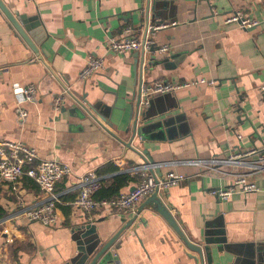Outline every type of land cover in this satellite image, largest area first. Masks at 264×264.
Returning <instances> with one entry per match:
<instances>
[{"label": "crops", "instance_id": "1", "mask_svg": "<svg viewBox=\"0 0 264 264\" xmlns=\"http://www.w3.org/2000/svg\"><path fill=\"white\" fill-rule=\"evenodd\" d=\"M1 1L39 25L33 35L27 32L29 46L0 12V139L24 142L39 158L71 171L55 184V226L22 215L44 199L34 180L23 176L16 189L0 181V264H68L77 241L86 246L95 236L101 244L112 242L107 264H264V172L254 177L257 190L222 200L209 189L230 182L222 172L241 169L220 163L222 172L207 173L190 164L234 155L264 137V0ZM235 10L258 24L224 23ZM163 21L175 24L147 31ZM126 25L141 38L152 37V49L113 52L109 40L121 37ZM163 44L165 53L158 51ZM90 58H100L103 67L81 80ZM195 76L214 84L156 95L137 108L141 82ZM31 83L35 98L22 104L27 115L21 117L16 91ZM61 93L65 100L54 111ZM135 123L142 138L134 134ZM139 166L157 177L174 170L184 178L156 194L157 202L152 194L142 198L132 216L105 212L90 223L71 204L86 172L101 177L104 188L112 185L108 192L113 177L127 175L119 194L141 179ZM85 224L93 230L78 238ZM186 241L207 245L209 254Z\"/></svg>", "mask_w": 264, "mask_h": 264}, {"label": "built area", "instance_id": "2", "mask_svg": "<svg viewBox=\"0 0 264 264\" xmlns=\"http://www.w3.org/2000/svg\"><path fill=\"white\" fill-rule=\"evenodd\" d=\"M226 24L236 23L241 28H250L258 24L254 18L244 15L240 10H235L223 18ZM175 22H158L149 26L150 33L161 28L173 26ZM132 26L122 28L121 37H112L109 40L110 49L116 54H124L130 51L146 52L155 45L152 37L145 34L143 38L135 35ZM169 50L166 44L160 45L158 51L165 53ZM103 61L100 58H90L79 72V79L84 80L96 71L101 70ZM200 84L213 85V80L203 77H193L177 83L165 79H156L150 83L141 82L139 85V108L148 106L150 100L156 95L172 94L179 89L198 86ZM35 84H27L16 91L17 113L24 117L27 111L22 104L35 98ZM65 94L61 93L53 99V110L58 111L65 100ZM77 101L80 98L74 97ZM261 100L264 104V86L261 88ZM239 137V136H238ZM230 164L241 170L234 172H222L217 169L218 164ZM190 164L199 167L207 173L222 172L231 175L230 182L224 187L211 188L209 194L222 200H228L236 194H246L258 189L254 177L264 172V137L258 146H251L238 153L219 159L216 157L208 160H194ZM140 171L141 179L126 193H119L112 198H96L95 193L101 188V177L93 171H88L78 179V192L72 200V205L83 212L88 220L93 221L97 214L105 212H119L132 216L136 213L140 200L149 194H160L170 186L178 184L184 175L174 170L166 172L164 177H157L154 173L147 172L145 166L136 168ZM71 168L54 159H41L36 149L21 141L0 139V181L11 184L13 189L23 176H28L38 185L44 199L36 206L23 209L22 215L29 221L38 222L46 226L57 224L56 207L60 201L55 191V184L68 175Z\"/></svg>", "mask_w": 264, "mask_h": 264}, {"label": "water", "instance_id": "3", "mask_svg": "<svg viewBox=\"0 0 264 264\" xmlns=\"http://www.w3.org/2000/svg\"><path fill=\"white\" fill-rule=\"evenodd\" d=\"M0 12L5 16V18L8 20L9 25L17 32L19 36H21L29 46L30 43L27 38V34L33 35L38 29L39 22L37 18L33 19L32 22L27 21L25 18V15L16 13L15 15L11 13L2 3L0 0ZM28 32V33H27ZM153 47V46H152ZM152 47L150 49H152ZM140 99V98H139ZM139 99L137 108H139ZM82 100V98H80ZM77 102V100H75ZM151 101V100H150ZM150 103V102H149ZM138 113V112H137ZM137 123V122H136ZM135 123V129L134 134H137L141 138L142 136V128H137ZM154 200L157 202L158 199L156 198V194H152ZM158 210L169 220V222L175 227V224L171 218V215L166 210L165 207H163L160 203H158ZM94 224H85V226L79 227L76 231V236L78 238L83 237L87 233L91 232L93 230ZM176 228V227H175ZM177 229V228H176ZM111 241L106 242L105 244H101L99 238L97 236L94 237V240L87 243L86 246L83 245L82 239L77 241V247L78 251L77 254L71 258L70 262L68 264H107L112 258H111V252L109 251V247L111 245ZM186 243L193 248L198 254H202V250L208 253L209 247L205 245L203 249L196 245L191 244L190 242L186 241ZM218 248L221 249L222 246L218 245ZM208 261H210V256H208Z\"/></svg>", "mask_w": 264, "mask_h": 264}, {"label": "trees", "instance_id": "4", "mask_svg": "<svg viewBox=\"0 0 264 264\" xmlns=\"http://www.w3.org/2000/svg\"><path fill=\"white\" fill-rule=\"evenodd\" d=\"M129 179V177L125 174L116 175L113 177V181L115 182L114 191L108 192L110 189H112V185L108 186V188H104L101 186V188L95 193L96 198H112L113 196L118 194V189Z\"/></svg>", "mask_w": 264, "mask_h": 264}]
</instances>
